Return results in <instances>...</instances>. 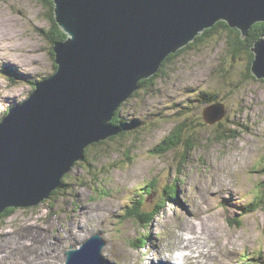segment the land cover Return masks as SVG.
Instances as JSON below:
<instances>
[{"label":"rangeland","instance_id":"obj_1","mask_svg":"<svg viewBox=\"0 0 264 264\" xmlns=\"http://www.w3.org/2000/svg\"><path fill=\"white\" fill-rule=\"evenodd\" d=\"M51 20L41 0L0 1V119L34 89L3 69L38 81L56 72L54 44L40 32ZM228 43L222 29L167 62L165 76L123 104L126 137L91 146L56 196L0 218V264H66V251L94 234L107 242L106 264H165L195 250L204 264H264V80L245 78L252 52L235 57ZM213 90L222 126L203 118L202 93ZM184 123L203 139L191 156L182 163L185 147L157 155ZM167 185L177 186L172 198ZM137 199L144 210L164 206L149 226L125 214Z\"/></svg>","mask_w":264,"mask_h":264},{"label":"water","instance_id":"obj_2","mask_svg":"<svg viewBox=\"0 0 264 264\" xmlns=\"http://www.w3.org/2000/svg\"><path fill=\"white\" fill-rule=\"evenodd\" d=\"M65 40L58 66L0 121V217L37 206L62 184L86 149L121 133L116 111L178 52L219 21L245 38L264 22V0H53ZM252 72L264 78V36L251 46ZM207 107V123L224 116ZM99 234L66 251V264H106Z\"/></svg>","mask_w":264,"mask_h":264},{"label":"trees","instance_id":"obj_3","mask_svg":"<svg viewBox=\"0 0 264 264\" xmlns=\"http://www.w3.org/2000/svg\"><path fill=\"white\" fill-rule=\"evenodd\" d=\"M41 1H42V3H44L45 6L50 8L52 20H51V26L49 27V30L41 28L40 32L44 33V36L47 37V39L50 42H52L53 44H55L57 41L65 40L68 35H67V33H65L61 30L59 24L56 22L55 17H54V1L53 0H41ZM222 29L226 30L227 34L229 35V43H228L229 47H230L229 52L235 57L240 56L241 54L245 55V51L250 50L249 52L251 53L252 52L251 46L253 45V43L255 41H257L260 37L264 36V22H258L256 24H254L250 30L249 35L244 38L239 29L230 27L226 21H219L213 28L207 29L201 35L197 36V39L195 41L191 42L186 47L180 49L178 52L172 53L170 56H168V58L166 59V61L163 64L162 68L160 69V71L156 75H154L152 78L144 79L140 82L141 88L144 86H147L148 88L153 87V85L156 83V79L158 76L161 77L163 75L164 76L166 75V73H167L166 72L167 62L171 61L172 59H175L178 55L186 52L187 50L195 48L196 46L202 44L208 38L211 39V37L216 35L218 32L222 31ZM52 55L55 56L54 51H53ZM253 59H254V53L252 52L251 53V60L249 62V67H248L249 73L248 72L245 73V78L251 77L254 80H256L255 75H253V73H252ZM55 68L57 70V68H58L57 64L55 65ZM3 73H5L4 74L5 76H7L13 80L16 76L26 77L27 82L30 83L31 85H33L34 89H35L36 83L38 82V76L33 75V74H28V75L21 74L19 72V70L17 68H14V67H6L5 69H3ZM259 79L261 81L264 80V78H259ZM137 92H135L133 94V96H135L137 94ZM219 94L220 93H218L216 90L209 91L206 93L205 92L202 93L203 103H207V102L212 103V102L218 101ZM122 104H124V103H122ZM122 106L116 111L115 116L113 118V122L115 124H118L121 126L122 132L119 135H116V136L110 138L109 140H115V139H117V137H119L121 140V138L126 137L125 135L127 134L128 127L131 124V123H127L124 120V118L122 116ZM10 108L8 109V111L10 110ZM8 111H7V113H8ZM3 117L0 119V121L3 119ZM204 121L206 122V120H204ZM217 123H218V125L222 126L221 121H219ZM189 129L190 128H188V127L186 128V124H185L184 130H182V127L174 129V131H172L169 136L164 138V140L155 148L154 152L157 155H161V154L166 153L167 151L174 150L177 147H185V152L183 153V155H181V157L184 159L182 161V163L185 162L191 156V152L193 151V149L198 147V144H200L203 141V139H201V138L195 139V138H193L194 136L187 135L186 132H188ZM191 134L194 135L195 133L191 131ZM218 137H222V133H220V135H218ZM109 140L103 141L101 143L106 144L107 142H109ZM101 143L93 144L92 146H96V145L101 144ZM183 143L186 145L181 146ZM90 151H91V146H89L86 149L85 158L82 159L81 161L85 160V162H86L88 160V154ZM94 152H96V151H94ZM89 164L90 163H88V165ZM67 175H69V174H67ZM67 175L65 176L61 186L57 190L53 191L51 196L48 199L56 196L58 193H60L62 188L66 186L64 183L66 182ZM155 184H156V180H154V182H152L151 187H154ZM173 189H177V186L176 185H167L166 186V190H167L166 192L167 193L169 192L171 194ZM175 194H177V193H175ZM173 195L174 194H171L170 196L174 197ZM144 204H145L144 199H137L135 201V205L133 207L128 208L125 214L132 219H137L139 221V223L141 222V224H145L144 226H149L153 223V221L156 219V217L162 212V209L164 206L162 203H157V204H155L156 205L155 208H152L150 210H144ZM255 204L257 205V203H254V206H255ZM247 210H249V208ZM15 211H16L15 208H7L5 210V212L1 215L0 218L7 219V218L11 217ZM145 236H146V234H144L143 237H139L137 246L141 247L144 245V244L143 245H141V244L143 243ZM136 242L137 241H134V244H136Z\"/></svg>","mask_w":264,"mask_h":264},{"label":"bare ground","instance_id":"obj_4","mask_svg":"<svg viewBox=\"0 0 264 264\" xmlns=\"http://www.w3.org/2000/svg\"><path fill=\"white\" fill-rule=\"evenodd\" d=\"M82 160V159H81ZM61 186V185H60ZM193 224V223H192ZM189 230V229H188ZM190 231V230H189ZM187 236V235H186ZM193 237V236H192ZM201 237H202V235H201ZM186 239V238H185ZM197 240V239H196ZM199 240V239H198ZM190 241V240H189ZM200 242V241H199ZM181 245H183V243H181ZM188 245H190L189 243H188ZM194 245V244H193ZM192 245V246H193ZM198 245V244H197ZM158 246V245H157ZM192 246H190V247H192ZM148 247V246H147ZM186 247V246H185ZM198 248V247H197ZM194 249V248H193ZM194 252H197L196 250L195 251H193V254H187V257L189 258V259H191L195 264H199V262H200V264H204V262H201V255H199V254H194ZM200 252V251H199ZM203 254H205V253H203ZM160 255V254H159ZM179 257L178 256H175V257H173L172 259H164L163 258V261H162V263L163 262H168L169 264H175L176 262V260L178 259ZM155 259V258H154ZM153 261V260H152Z\"/></svg>","mask_w":264,"mask_h":264},{"label":"clouds","instance_id":"obj_5","mask_svg":"<svg viewBox=\"0 0 264 264\" xmlns=\"http://www.w3.org/2000/svg\"><path fill=\"white\" fill-rule=\"evenodd\" d=\"M253 53H254V52H253ZM170 55H171V54H170ZM53 74H54V73H53ZM136 92H137V91H136ZM131 97H133V95H132ZM131 97H130V98H131ZM130 98H129V99H130ZM129 99H128V100H129ZM128 100H126V101H128ZM126 101H125V102H126ZM125 102H123V103H125ZM122 105H123V104H121V106H122ZM121 106H120V107H121ZM120 107H119V108H120ZM119 108H118V109H119ZM112 122H113V121H112ZM118 135H119V134H118ZM113 137H114V136H113ZM102 142H103V141H102ZM91 146H92V145H91Z\"/></svg>","mask_w":264,"mask_h":264}]
</instances>
